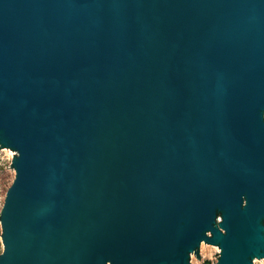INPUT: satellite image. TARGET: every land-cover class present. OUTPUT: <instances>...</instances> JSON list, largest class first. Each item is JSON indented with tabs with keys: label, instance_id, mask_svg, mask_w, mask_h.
Returning a JSON list of instances; mask_svg holds the SVG:
<instances>
[{
	"label": "water",
	"instance_id": "1",
	"mask_svg": "<svg viewBox=\"0 0 264 264\" xmlns=\"http://www.w3.org/2000/svg\"><path fill=\"white\" fill-rule=\"evenodd\" d=\"M0 264L264 263V0H0Z\"/></svg>",
	"mask_w": 264,
	"mask_h": 264
},
{
	"label": "rangeland",
	"instance_id": "2",
	"mask_svg": "<svg viewBox=\"0 0 264 264\" xmlns=\"http://www.w3.org/2000/svg\"><path fill=\"white\" fill-rule=\"evenodd\" d=\"M15 154L5 151L0 145V216L7 189L12 184L15 177L14 160ZM2 228L0 224V253L3 246L1 242ZM220 255L219 247H202L192 255V264H218ZM254 264H264L254 262Z\"/></svg>",
	"mask_w": 264,
	"mask_h": 264
}]
</instances>
